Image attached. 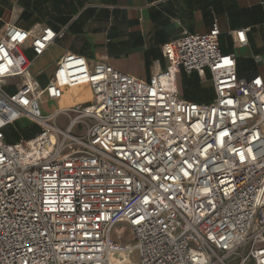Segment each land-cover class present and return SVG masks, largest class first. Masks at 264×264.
I'll return each mask as SVG.
<instances>
[{"label":"built area","instance_id":"built-area-1","mask_svg":"<svg viewBox=\"0 0 264 264\" xmlns=\"http://www.w3.org/2000/svg\"><path fill=\"white\" fill-rule=\"evenodd\" d=\"M218 33L183 30L147 80L66 52L41 86L31 67L61 33L5 23L0 264H264V81L238 76ZM231 34L246 42L244 29ZM181 71L209 74L214 98H184ZM83 84L89 103L41 113L42 98ZM22 119L39 130L7 142ZM118 223L134 245L112 240Z\"/></svg>","mask_w":264,"mask_h":264},{"label":"crops","instance_id":"crops-1","mask_svg":"<svg viewBox=\"0 0 264 264\" xmlns=\"http://www.w3.org/2000/svg\"><path fill=\"white\" fill-rule=\"evenodd\" d=\"M8 22L28 30L49 26L61 33L31 67L41 86L66 52L84 57L90 66L100 61L147 80L166 68L167 43L183 30L205 33L215 23L219 33L214 42L223 53L234 54L238 76H261L264 81V0H0V38ZM238 29L245 30L244 44L231 34ZM27 54L32 56L29 49ZM177 83L184 98H214L209 74L202 78L181 71ZM88 95L67 96L63 102L76 104Z\"/></svg>","mask_w":264,"mask_h":264},{"label":"rangeland","instance_id":"rangeland-1","mask_svg":"<svg viewBox=\"0 0 264 264\" xmlns=\"http://www.w3.org/2000/svg\"><path fill=\"white\" fill-rule=\"evenodd\" d=\"M84 94H91V90L87 87H75L73 90H71L67 96H74V97H79L83 96ZM64 96L61 99H56V100H46L42 98L39 102L40 110L41 113L44 115L51 114L55 109L64 106L63 98L67 97ZM65 100V99H64ZM84 101L78 102V103H89L91 101V97L87 99H83ZM56 123L62 127L65 128L67 125V118L64 116H60L56 119ZM18 126V132L15 131V128L13 126H9L6 128L8 131V141L14 142L19 140L20 138H28L32 135H34L37 131V126L34 124L28 123L25 119L20 120L17 123ZM81 130H83V126L76 127L74 129V132L80 133ZM117 235H120V238H117ZM111 238L114 242L121 244V245H128L132 246L134 245L135 241L132 238V232L130 228L125 224V223H118L111 232ZM130 260L133 263L138 262V251L133 250L132 253L130 254Z\"/></svg>","mask_w":264,"mask_h":264},{"label":"bare ground","instance_id":"bare-ground-1","mask_svg":"<svg viewBox=\"0 0 264 264\" xmlns=\"http://www.w3.org/2000/svg\"><path fill=\"white\" fill-rule=\"evenodd\" d=\"M78 86H84V87L89 88L88 85H85V84H83V85H78ZM72 87H74V86H71V87L65 88V89H64V93H63V95H64V96H67V94L69 93V89L72 88ZM88 96L91 97V94H89ZM65 98H66V97H64L62 100H64ZM65 102H69V103H64V106H70V105L74 104L73 102H70V101H68V100L65 101Z\"/></svg>","mask_w":264,"mask_h":264},{"label":"trees","instance_id":"trees-1","mask_svg":"<svg viewBox=\"0 0 264 264\" xmlns=\"http://www.w3.org/2000/svg\"><path fill=\"white\" fill-rule=\"evenodd\" d=\"M187 99V98H186ZM189 100V99H188ZM190 101H193V100H190ZM194 102H198V101H194ZM208 102V101H207ZM198 103H200V102H198ZM39 130V128L37 127V131ZM15 131H17L18 132V128H17V126H15ZM36 131V132H37ZM8 136H9V134H8V131L5 129V139H6V141L7 142H10V141H8Z\"/></svg>","mask_w":264,"mask_h":264},{"label":"snow or ice","instance_id":"snow-or-ice-1","mask_svg":"<svg viewBox=\"0 0 264 264\" xmlns=\"http://www.w3.org/2000/svg\"><path fill=\"white\" fill-rule=\"evenodd\" d=\"M257 83H259V81H257ZM241 159H243V154H241Z\"/></svg>","mask_w":264,"mask_h":264}]
</instances>
